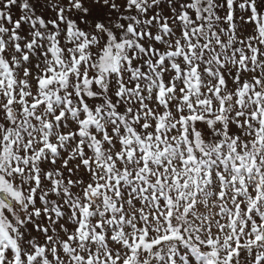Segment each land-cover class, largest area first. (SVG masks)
I'll use <instances>...</instances> for the list:
<instances>
[{
  "label": "snow or ice",
  "instance_id": "snow-or-ice-1",
  "mask_svg": "<svg viewBox=\"0 0 264 264\" xmlns=\"http://www.w3.org/2000/svg\"><path fill=\"white\" fill-rule=\"evenodd\" d=\"M0 264H264V0H0Z\"/></svg>",
  "mask_w": 264,
  "mask_h": 264
}]
</instances>
